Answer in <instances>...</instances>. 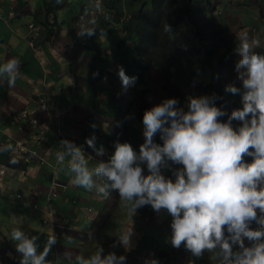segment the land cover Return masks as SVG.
I'll return each mask as SVG.
<instances>
[{
	"label": "clouds",
	"instance_id": "obj_1",
	"mask_svg": "<svg viewBox=\"0 0 264 264\" xmlns=\"http://www.w3.org/2000/svg\"><path fill=\"white\" fill-rule=\"evenodd\" d=\"M216 2L215 15L219 13ZM38 7L29 12L32 20L26 23V41L29 40L31 46L43 40L52 43L64 30L68 36V46L67 58L56 70L51 74L42 70L38 81L40 88L33 95L34 110H23L18 115L20 122L37 126V119L30 114L38 108L48 111L44 89L49 82L60 79L64 73L72 76L70 94L66 97L70 103L75 89L74 81L78 82V75L75 74L78 65L82 63L90 69L88 79L94 81L100 76L97 59L101 60L111 53L110 40L118 35V31H122L118 30L115 11L105 7L103 0H64L49 16L52 32L46 37L43 27L34 17ZM113 28L115 30L111 34ZM165 31H170L169 26L165 25ZM107 36L110 39L104 43ZM238 38L240 43L234 50L238 57L235 70L241 87L229 84L225 91L241 97V108L228 115L216 106L218 97L215 94L188 96L187 111L179 106L176 98L164 99L157 105H152L151 100L146 99L149 109L142 117L145 139L139 146V152L130 143L117 140L113 145L114 152L105 160L107 153L102 147L96 148L93 136L86 139L88 147L98 156H105L97 158V165L91 169L82 148L66 140L62 125L55 122L54 136L60 148L52 167L63 164L68 158L72 185L94 191L103 199H108L112 192H118L130 215L146 205L156 212L166 210L172 217L170 244L177 249L183 245L193 257L199 258L207 251L214 254L217 264H264V54L255 51L260 47L258 39L250 38L246 32L240 33ZM131 41L129 38L126 40L133 43ZM75 48H87L91 55L85 61L80 60L81 54ZM93 51L102 56L94 57ZM117 74L125 92L135 84L136 78L129 77L122 67L118 68ZM19 75L17 59H9L0 65V77L6 78L9 87L15 86ZM79 88H82V84ZM129 104H132L131 100L117 107L119 116L125 117ZM136 106L140 109L139 104L136 103ZM226 115L227 121L221 122L220 118ZM17 121L15 118L14 123ZM117 121L115 119L114 125ZM233 121L239 122V126L234 128ZM37 133L30 132L32 135ZM157 134L162 144L155 142ZM15 145L22 149L19 140L15 141ZM11 150V144L0 149ZM32 152L37 154V151ZM245 157H250L251 162H246ZM20 158L29 161L27 157L12 154L9 162L13 165L25 164ZM171 164L181 166L174 170V180L162 172ZM7 170L6 166L0 165V175ZM56 186L53 178L50 187ZM15 196L19 198L20 195L15 193ZM104 204L101 202V209L94 216L102 213ZM118 206H121V202ZM28 207L39 212L36 218L41 223L48 221L52 235H49L43 251L38 252L37 236H29L20 228H13L11 240L15 242V248L5 251L15 253V258L20 262L18 264H50L47 257L57 243L54 227L63 225L68 228L70 225L55 219L52 210H43L37 202ZM83 207L90 218L93 208L86 204ZM253 222L258 225L256 229L250 227ZM131 234V229L119 233L118 244L127 249ZM245 239L250 246L245 245ZM9 241L6 233H0V245L5 248V242ZM236 246L238 250L234 251ZM76 264H126V257L118 256L115 252L104 254V249L98 247L88 257L77 255ZM148 264L158 262L153 259Z\"/></svg>",
	"mask_w": 264,
	"mask_h": 264
},
{
	"label": "crops",
	"instance_id": "obj_2",
	"mask_svg": "<svg viewBox=\"0 0 264 264\" xmlns=\"http://www.w3.org/2000/svg\"><path fill=\"white\" fill-rule=\"evenodd\" d=\"M223 3V10L216 14L217 21L224 29L223 36L226 39L229 54L222 66L223 94L224 97L229 96L237 99L241 105L239 108H241V97L238 98L236 97L238 95L226 92L225 87L229 84L241 87V82L237 79L238 73L235 70L238 57L234 52L240 43L238 38L240 33L246 32L250 38L258 39L260 47L255 51L264 54V0H223ZM1 4L3 5L1 6ZM40 4L41 0H0V55L2 57L0 65L9 58H15L20 63V75L15 86L9 87L6 78L0 77V149L7 144L12 145L11 151H0V165L8 168L6 173L0 175V213L6 214L5 220L9 223V219H11L12 224H20L16 223V220L21 213L24 221L21 222L22 228L20 229L29 236L38 237V252L43 251L49 235H52L51 228L48 221L41 223L36 218L39 212L34 211L33 208L32 214H25L29 205L37 202L43 210H52L55 219H60L70 225L68 228L63 225L54 227L57 233V243L54 245L55 248L52 247L47 257L50 264H76L77 255L88 257L98 247L104 249V254L115 252L118 256L124 255L126 264H148L153 259L158 264H217L213 253L206 251L201 257L196 258L183 245L177 249L170 244L172 217L168 213L163 217L156 214L155 220L145 225L140 224L139 220L133 221L132 218L135 217L125 213L122 216L123 220L120 219L118 224L122 225V232L131 229L130 246L126 249L119 245L118 234L121 231L120 229L113 230L110 226L113 223L106 222L107 213L100 218V223L95 222L98 215H94L100 211L98 207L101 202L106 203L107 199L99 197L94 191L89 192L71 184L72 174L68 169V158L63 164L52 167L56 152L60 148L54 136L55 122L62 125L66 140L82 148L90 169L97 165V158L105 156L104 154L98 156L92 148L88 147L86 139L93 136L96 148L102 147L107 153L105 160L114 152L113 145L117 140L121 143H130L133 149L137 153L139 152V146L143 143L140 138L143 141L145 138L139 135L138 131L134 142L130 137V141L124 138L120 139V135L124 132L128 134L126 130L128 128L127 117L131 118V114L128 115L127 111L132 107V104H129L126 114L124 113L125 121L120 122V116L116 109L130 101L122 94L114 95L113 92L123 90L122 86L118 87V83L115 89H112V85L109 86V96L104 98V101L105 104L110 102L111 107L105 105L103 109L99 107V103L95 104V91L93 95L90 93L91 88L95 89L94 85L99 78H109L107 73H102L94 81H89L91 70L81 63L75 71V74L78 75V82L74 81L75 89L70 103L66 97L70 94V84L73 82V78L64 73L60 79L50 81L44 89L48 111L38 108L30 114L31 117L37 119L39 126L19 121L18 115L23 110H34L33 95L40 88L36 74L42 70L46 74H51L67 58L68 36L64 34V30L52 43L43 40L30 46L25 39L26 27L22 29L18 26L20 15L26 13L29 16L27 21L29 22L32 20L29 12ZM217 8L219 7L217 6ZM75 50L81 54L80 60L83 61L91 55V51L87 48H75ZM112 56L109 53L107 56L104 55L101 60L97 59L99 69L102 64H105L104 70L107 65L115 64L114 58L111 61L108 60ZM122 66L125 69V65L118 61V68ZM80 84H82V88H79ZM151 102L154 105L152 100ZM139 110L136 106L135 117L139 115ZM15 118L18 120L16 123H14ZM115 119H118L116 125H114ZM236 123L239 125V122L236 121ZM34 131L38 133L30 134ZM33 136L36 137L33 138ZM16 140L22 142V149L15 145ZM159 141L162 144L160 139ZM32 150L37 151V154ZM12 154L27 157L29 161L20 158L25 164H19L17 167L9 162ZM166 177L175 179L174 176L171 177L167 174ZM53 178L57 183L55 188L50 187ZM49 188L52 191L56 190V193H49ZM15 193L20 195L19 198L14 197ZM83 204L93 208L90 218H88L89 212L84 209ZM165 217L167 218L164 219ZM42 224H44L43 227ZM250 227L256 229L258 225L253 222ZM8 231V234L5 233L11 240L12 229ZM89 234H91V238H89ZM165 236L167 239L164 238ZM114 244L117 246L113 247ZM166 244H169V247L163 246ZM245 245L250 246L246 239ZM235 250H238V246L234 247ZM0 252L3 257L0 264H17L16 262H19L15 258L16 254L5 251L2 245H0Z\"/></svg>",
	"mask_w": 264,
	"mask_h": 264
},
{
	"label": "trees",
	"instance_id": "obj_3",
	"mask_svg": "<svg viewBox=\"0 0 264 264\" xmlns=\"http://www.w3.org/2000/svg\"><path fill=\"white\" fill-rule=\"evenodd\" d=\"M63 1L43 0L34 13L46 37L52 32L49 16ZM215 1L103 0L105 7L115 11L114 18L118 16V30L124 33L121 38L117 34L111 38L110 41L116 39V43L111 44L113 56L108 60L118 58L119 62L125 63L128 70L143 74L153 65L162 76L160 87L165 91L166 99L176 98L180 103L182 100L186 102L188 96L215 94L218 97L216 106L230 115L241 105L237 99L224 97L223 94L222 66L229 54L223 26L213 14ZM165 25L169 26L170 31H165ZM114 30L115 28L111 30V34ZM40 36L39 33L38 37ZM128 38L132 40L133 47L125 46L124 42ZM94 53V57L102 56ZM127 61L131 64L127 65ZM204 70L208 73H204ZM197 72H201V76L208 75V79L203 76L197 79ZM141 92L140 95H144ZM179 106L184 107L182 104ZM184 109L187 111V108ZM143 112L139 110L138 114L142 115ZM220 120L226 122L227 115ZM119 121L124 122L125 117L120 115ZM238 126L233 121V127ZM155 142L160 143L158 139ZM245 160L247 162L249 157H245ZM179 167L181 166L171 164L170 168H164L162 172L173 177L171 173ZM5 243V249L10 250L9 243Z\"/></svg>",
	"mask_w": 264,
	"mask_h": 264
},
{
	"label": "rangeland",
	"instance_id": "obj_4",
	"mask_svg": "<svg viewBox=\"0 0 264 264\" xmlns=\"http://www.w3.org/2000/svg\"><path fill=\"white\" fill-rule=\"evenodd\" d=\"M217 1L218 2H216L217 3L216 7L218 6L219 8H217V9L219 10V12H221V10H223V7H224L223 0H217ZM2 5L3 4H1V6ZM20 17L21 18H20L18 26L22 29H25L26 23L29 20V16L26 13H22L20 15ZM121 37H123V32L118 31V38H121ZM109 39H110V37L107 36L106 39L104 40V43H106ZM114 43H116V39L111 41V44H114ZM28 44L31 46V44L29 43V40H28ZM133 45H134L133 43H127L125 41V46L133 47ZM109 46L112 48L111 45H109ZM93 53H94V51H93ZM0 59L2 60L1 55H0ZM115 60H116L115 64L107 65V67L105 69L106 71L104 70L105 64H102L100 69L97 71L99 73V75H101L102 73H107L109 75L110 80L106 81L105 79H99L97 81V86L95 87V89L93 87L90 90L91 95H93V93L95 91V93H96L95 104L98 105V103H99V107L101 109H103L105 105L107 107H111L110 102H107L105 104V101H104V98H108V96H109V90H110L109 86L112 85L113 86L112 89H115L117 87V83H118V87L122 86L121 81H120L118 74H117L118 73V58H115ZM130 64L131 63L129 61H127V65H130ZM19 65H20V63H19ZM123 65H125V63H123ZM122 68L124 69V66H122ZM124 70L129 77H135L136 78L135 84L133 86H131L130 88H128L126 92L124 90H121L119 92H113V93H114V95H117V93L119 95L122 94L126 97V99H130L132 102V107H130L129 110L127 111L128 115L131 114L130 115L131 118L127 117L128 118V124H127L128 128H126V130H127L128 134H126L124 132L123 134L120 135V139L124 138V139L130 141V139H129V137H130L131 140L134 142L137 138V131L139 132V135H141L143 137L142 117H143L144 113L142 115H138L135 117L136 103L139 104L140 110L143 112V111L149 109V104L145 101L146 99L152 100L154 102V105H157V104H160L164 99H166V93L160 87L161 82H162V76H161L159 70H157L153 65H151L144 74L139 73V71L132 72V71L128 70L126 67ZM203 72L208 73L205 70ZM40 74H41V72L36 74L37 82L40 79ZM138 74H140L141 77H143L142 80L141 79L139 80V78H141V77ZM202 76H203V78L207 77V79H208V75L202 74ZM202 76H201V72H197L195 75V77L197 79L199 77H202ZM221 81H222V79H221ZM222 83H223V81H222ZM222 85L224 87V84H222ZM141 90L143 92H141ZM139 92L143 93L144 95L141 96ZM140 97H141V99H140ZM179 104H182L184 106V108H187L186 102L184 100L180 101ZM63 128H65L64 125H63ZM55 133H57L56 130H55ZM155 139H159V134H157V136L154 138V140ZM140 141L143 142V139L140 138ZM157 143H159V142H157ZM134 145H135V143H134ZM247 162H251L250 157H249V160ZM144 167H146V166H144ZM165 172H166V170H165ZM147 174H148V172L145 171V175H147ZM171 174L173 175V173H171ZM164 175L166 176V174H164ZM48 192L49 193H56V190L52 191L51 188H49ZM14 197H16L15 194H14ZM32 199H34V198H32ZM120 202H121V206H118V204ZM98 208L101 209V206ZM27 213L32 214V208L28 207V210L26 211L25 214H27ZM106 213H107L106 222L113 223L110 225L113 230L118 231L120 229V231L122 232V227H121L122 225L118 224V222L120 221V219H122V216L125 213L129 214V211H128L126 204L120 200L118 192H112L111 193L110 197L107 199V202L102 206V213L100 215H98L97 219H95V222L97 221L98 223H100L101 222L100 218L102 216L104 217V215ZM19 214H20V216L17 217L16 223H20V224H12L11 219H9V223H8V221L5 220L7 217L6 214L0 213V233L4 234L6 232L8 234L9 229L22 228L21 222H23L24 219H22L23 217H21V213H19ZM156 214L159 217H163L167 214V212H166V210H161L160 212H156L153 210V208L150 205H146V206H143V207L137 209V211L133 215L135 218H132V219H133V221L139 220L140 224L143 223L145 225V224L149 223L150 221H154ZM167 217H165L164 219H166ZM110 230H111V228H110ZM164 238L167 239V236H165ZM9 245L11 248H15V242L14 241L10 240ZM163 246L169 247V244H166ZM1 259H3V257L0 254V260Z\"/></svg>",
	"mask_w": 264,
	"mask_h": 264
},
{
	"label": "built area",
	"instance_id": "obj_5",
	"mask_svg": "<svg viewBox=\"0 0 264 264\" xmlns=\"http://www.w3.org/2000/svg\"><path fill=\"white\" fill-rule=\"evenodd\" d=\"M263 29H264V25H263Z\"/></svg>",
	"mask_w": 264,
	"mask_h": 264
}]
</instances>
